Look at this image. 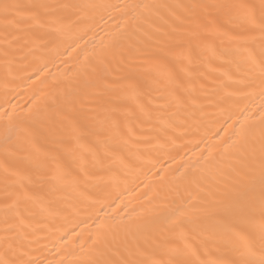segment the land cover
Segmentation results:
<instances>
[{
	"label": "bare ground",
	"instance_id": "obj_1",
	"mask_svg": "<svg viewBox=\"0 0 264 264\" xmlns=\"http://www.w3.org/2000/svg\"><path fill=\"white\" fill-rule=\"evenodd\" d=\"M144 3L160 7L133 31L119 9ZM240 4L255 23L210 7ZM262 4L0 0V259L259 260L264 108L245 85L264 57ZM249 205L247 229L228 233Z\"/></svg>",
	"mask_w": 264,
	"mask_h": 264
},
{
	"label": "snow or ice",
	"instance_id": "obj_2",
	"mask_svg": "<svg viewBox=\"0 0 264 264\" xmlns=\"http://www.w3.org/2000/svg\"><path fill=\"white\" fill-rule=\"evenodd\" d=\"M8 5H5V8H7ZM160 6L154 5V4H136V5H124L119 10L125 11L127 9H131V12H126L127 15H130L132 21H133V31H138L139 27L144 22L147 21V19L152 15L153 10L158 8ZM210 7H230V8H236L243 10V17L247 19L250 23L256 22V16L255 14L250 10L249 6L247 5H216V6H210ZM140 11H137V10ZM259 29L261 33V38L264 39V4L261 5V12L259 16ZM133 32L129 31H122L120 34L119 39L120 40H127L131 37ZM108 51L105 49H101L100 51H95L93 53V60L92 63L86 66L87 70H94L95 67L103 66L105 63V60L108 57ZM259 69V75L255 79H251L245 87L249 89H253L256 91L247 93L248 96H259L261 98V107L264 108V57L261 58L260 63L258 65ZM232 94H227L224 100L221 101L222 104L226 103L227 99L231 97ZM222 115L226 117L225 123L227 124L228 121L231 119V115L229 114L227 108L225 107L222 111ZM238 135V138L243 139L248 136V130H246L243 126H241L239 133H234ZM258 183H259V190H260V199H259V209L261 216L264 217V158L260 161V174L258 177ZM228 211V210H226ZM251 211V205L248 206L247 211H237L233 212L229 215L228 221L225 225V230L232 234V235H239V231H244L247 229L251 216L248 215V212ZM260 231L262 234H264V223L260 225ZM63 239V237L61 238ZM0 264H9L8 261L0 259ZM12 264H15V262H12ZM26 264H41V261L37 259H31L26 262ZM45 264H54L53 261L48 260L45 262ZM125 264H134V262H125ZM249 264H264V250H262V255L259 260L257 261H251Z\"/></svg>",
	"mask_w": 264,
	"mask_h": 264
}]
</instances>
